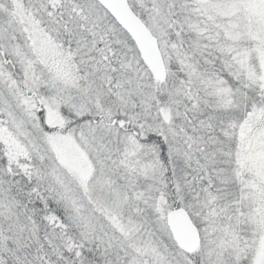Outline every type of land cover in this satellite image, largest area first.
<instances>
[{
	"label": "snow or ice",
	"instance_id": "1",
	"mask_svg": "<svg viewBox=\"0 0 264 264\" xmlns=\"http://www.w3.org/2000/svg\"><path fill=\"white\" fill-rule=\"evenodd\" d=\"M0 264H264V0H0Z\"/></svg>",
	"mask_w": 264,
	"mask_h": 264
}]
</instances>
